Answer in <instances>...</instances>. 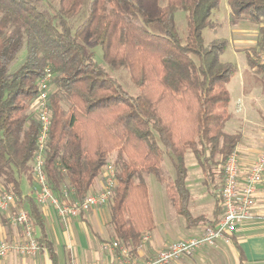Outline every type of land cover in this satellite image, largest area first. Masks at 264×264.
Wrapping results in <instances>:
<instances>
[{"label": "trees", "instance_id": "1", "mask_svg": "<svg viewBox=\"0 0 264 264\" xmlns=\"http://www.w3.org/2000/svg\"><path fill=\"white\" fill-rule=\"evenodd\" d=\"M0 0V192L18 197L17 211L30 217L33 236L48 248L40 209L34 198L21 199V183L35 187L32 163L38 154L40 124L33 105L45 70L52 73L47 108L50 128L43 170L60 201H81L94 181L112 165L117 185L108 203L115 240L133 256L142 237L154 229L145 175L165 189L176 214L188 225L218 223L222 214L215 178L223 179L226 160L241 139L227 134L231 119L229 92L237 67L222 62L225 39L204 41V30L216 31L220 0ZM228 23L257 27L256 45L246 51L248 66L264 77L258 56L264 52V0H226ZM82 6L86 16L72 20ZM184 12L182 39L175 14ZM156 26L161 34L153 33ZM125 69L138 94L131 97L95 61ZM24 57L19 60V53ZM191 153L204 187L216 200L215 220L192 218L185 185V155ZM115 154L113 164L109 157ZM175 178L162 169L163 155ZM219 158V159H218ZM39 232L35 236V231Z\"/></svg>", "mask_w": 264, "mask_h": 264}, {"label": "crops", "instance_id": "2", "mask_svg": "<svg viewBox=\"0 0 264 264\" xmlns=\"http://www.w3.org/2000/svg\"><path fill=\"white\" fill-rule=\"evenodd\" d=\"M240 24L254 26L248 23ZM254 27L256 30L250 29V27H242V30L238 32L244 35L242 36L243 39L233 43L234 54L238 52L244 53L247 69L252 74L256 73L248 66L246 51L252 49L256 45L258 31L257 27ZM252 35L254 39L253 41H249L248 39ZM242 86L243 85H241V96L235 100L233 107V114L237 116L235 122L240 129V131L234 133H239L241 135V139L234 153L238 157L241 172H245L254 164L264 149V115L259 112V120L261 121L255 122L250 119L243 103L245 92ZM232 118L233 116L231 113V119L228 123ZM114 155L115 154H112L113 157ZM105 169L106 168L102 169L100 176L94 181L91 188L92 194L102 190L105 181ZM201 188L204 189L206 194H209L211 198L207 197L208 199L204 198L192 204L191 207L196 214H191L189 207L188 211L192 218L203 217L207 220L206 222H212L215 220L216 200L204 187L203 180L201 182ZM21 192V199L26 196H32L34 198V187L26 179L22 180ZM197 204L198 206H196ZM16 209L17 203L8 213H0V241L11 242L22 240V229L15 227L11 222V218L15 215L14 212ZM39 209L46 240L52 248L55 261L53 262L51 260L48 248L45 247L40 248L37 255L34 257H22L11 254L4 259H0V264H100L110 260L111 256L102 251L101 248L102 245L115 240L114 231L109 225V205L101 208H93L80 214L77 218L69 219L65 222L57 217L55 211L51 207H39ZM217 219L219 220L220 216H218ZM153 224L154 229L148 235V242L144 245L142 250L136 253L139 261L151 258L171 242L199 237L203 234L204 230L208 228L204 222L188 225L182 216L176 214L175 210L174 215L169 216L167 222L164 220L161 223L160 231L157 230L154 217ZM38 235L39 232L36 230L35 236ZM171 264H264V176L262 183L258 186L256 191L252 219L236 229L229 243L220 242L215 248H202L198 250L193 257L179 259Z\"/></svg>", "mask_w": 264, "mask_h": 264}, {"label": "built area", "instance_id": "3", "mask_svg": "<svg viewBox=\"0 0 264 264\" xmlns=\"http://www.w3.org/2000/svg\"><path fill=\"white\" fill-rule=\"evenodd\" d=\"M257 61L264 65V52ZM52 73L45 70L38 86V99L33 105L40 131L37 138L38 154L32 163V174L35 181L34 200L40 207H51L57 217L65 222L77 218L93 208H101L108 205L113 190L117 185L115 169L108 165L105 169V181L101 191L87 195L81 201H60L51 192L43 170L42 152L45 149L50 128V116L47 108L48 96L51 93ZM264 176V149L257 160L245 172H241L239 160L235 153L226 160L223 168V182L219 191L222 214L214 227H208L199 237L188 238L171 242L165 248L158 251L151 258L142 261L133 256L130 249L120 246L117 241L102 245V251L108 253L110 260L100 264H171L179 259L191 258L202 248H215L220 242L229 243L236 229L253 217L255 195L258 186ZM18 201V197L10 190L0 192V213H8ZM11 222L15 227L23 231L21 241H0V259L14 254L22 257H34L39 247L33 236L29 214L20 209L12 216ZM149 236L142 237V250L148 242Z\"/></svg>", "mask_w": 264, "mask_h": 264}, {"label": "rangeland", "instance_id": "4", "mask_svg": "<svg viewBox=\"0 0 264 264\" xmlns=\"http://www.w3.org/2000/svg\"><path fill=\"white\" fill-rule=\"evenodd\" d=\"M164 0L161 1V4H164ZM229 8L227 6L226 0H220L219 8L215 12L214 20L217 22L218 27L216 31L211 29L204 30L203 36L205 44L210 43L214 39H225L229 42L228 49L221 56L222 62H230L236 65L238 69L237 75L230 81L227 86L229 95H230V104L229 111L232 113V120L225 127L226 133H234L240 131L239 126L236 124L235 119L237 116L233 114V107L235 100L241 95V85L242 89L245 92L244 97V107L246 108L247 115L253 121L259 120V112L264 115V78L261 75L252 74L247 69L246 60L243 52H238L234 54L233 43L243 39L239 30H242V27H250V29H255L254 26L247 24H240L237 27L230 26L228 23ZM87 13L86 6H82L78 15L72 20L74 25H78L85 18ZM185 13L178 12L175 14V23L177 26L178 34L183 39L186 36V21ZM149 30L156 34H161L160 30L156 26H150ZM253 36V35H252ZM248 39L253 41L254 36ZM95 61L100 65L103 70L113 79H115L122 87V90L131 97H135L138 94L137 88L131 83L129 74L125 69L115 70L111 67L106 66L102 60L101 50L99 48H93ZM25 53L24 50H21L18 57L19 60H22ZM52 90V87H51ZM32 111H34L32 109ZM219 159V158H218ZM185 166L187 169V176L185 180L186 188L189 192V211L191 214H196L191 207L193 203L200 201L201 199H208L207 197L211 196L206 194L204 189L201 188V182L203 180L201 170L195 161L191 153L185 155ZM115 161L114 157L111 155L108 160V164H113ZM162 169L171 179L175 178V171L171 161L169 160L166 154L163 155L162 160ZM144 182L147 187L148 198L152 208L154 223L157 226V230H161V223L169 219V216L174 215V210L169 204L165 189L162 185L156 182L155 178L151 175L144 176ZM223 179L220 180L215 178V182L212 185L213 189H216L218 194L222 186ZM2 190V189H1ZM201 195V196H200ZM198 206V204L196 205ZM203 208V206H202ZM221 217V215H220Z\"/></svg>", "mask_w": 264, "mask_h": 264}]
</instances>
